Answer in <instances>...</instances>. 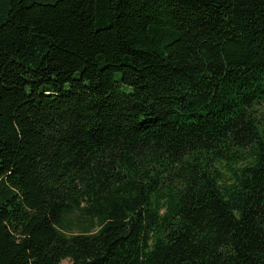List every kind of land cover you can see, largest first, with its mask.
Masks as SVG:
<instances>
[{"label":"trees","instance_id":"obj_1","mask_svg":"<svg viewBox=\"0 0 264 264\" xmlns=\"http://www.w3.org/2000/svg\"><path fill=\"white\" fill-rule=\"evenodd\" d=\"M264 264V0H0V264Z\"/></svg>","mask_w":264,"mask_h":264},{"label":"rangeland","instance_id":"obj_2","mask_svg":"<svg viewBox=\"0 0 264 264\" xmlns=\"http://www.w3.org/2000/svg\"><path fill=\"white\" fill-rule=\"evenodd\" d=\"M61 264H69V261L65 260Z\"/></svg>","mask_w":264,"mask_h":264}]
</instances>
